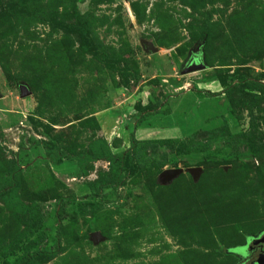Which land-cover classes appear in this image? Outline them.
<instances>
[{
	"label": "rangeland",
	"instance_id": "374dc122",
	"mask_svg": "<svg viewBox=\"0 0 264 264\" xmlns=\"http://www.w3.org/2000/svg\"><path fill=\"white\" fill-rule=\"evenodd\" d=\"M95 138L136 170L80 166ZM10 172L33 220L0 192V264L242 263L264 231V0H0Z\"/></svg>",
	"mask_w": 264,
	"mask_h": 264
},
{
	"label": "trees",
	"instance_id": "16d2710c",
	"mask_svg": "<svg viewBox=\"0 0 264 264\" xmlns=\"http://www.w3.org/2000/svg\"><path fill=\"white\" fill-rule=\"evenodd\" d=\"M245 81L247 82V84L245 85L247 87H244V88H247L250 90H256V88L254 87L255 84H258L259 86L263 87V84L261 82L252 81L248 79H246ZM234 85H238V83H235ZM205 93L207 95L211 94L206 91ZM228 95L231 96L230 93ZM230 98H232L231 100H233L234 102L233 97L231 96ZM134 142L136 143L137 141L133 139V143ZM133 152H134V149L131 151H127L126 153L120 156L121 158L120 159L121 166H120L116 162V156L111 151L107 141L104 138H95L89 143L87 149L77 157L78 158L77 163L81 166L82 163H85L87 161H94L97 159H107L110 162L111 168L113 171L116 169H120L126 173H133L136 170V166L132 160ZM118 176H119L118 183H121V180L124 179V173L123 175L122 173H119ZM3 180L7 182V186L4 187L0 192L3 194L6 205L10 209H12L15 213L19 214L20 216H23L24 217L23 220L25 221L26 225L29 226L33 220L32 217H30L32 210H31V207H28L26 204L20 201L17 195L16 187H15L14 172H10L8 174H1L0 183ZM38 226H39V222H36L35 227H38ZM31 264H34V263L32 262Z\"/></svg>",
	"mask_w": 264,
	"mask_h": 264
},
{
	"label": "water",
	"instance_id": "95a60500",
	"mask_svg": "<svg viewBox=\"0 0 264 264\" xmlns=\"http://www.w3.org/2000/svg\"><path fill=\"white\" fill-rule=\"evenodd\" d=\"M203 68H205V65L202 63L201 58L198 56L196 57L195 55L188 60L186 67L181 70V74H186L189 72L201 70ZM26 94H28V91L23 87H21V95L25 96ZM182 170H183L182 168L165 169L162 171L160 178L164 181H168L173 177L177 176L179 173H181ZM188 170L190 173L193 174L195 178L198 176L199 173L198 167H192L189 168ZM93 237L94 239H96L97 232L93 233ZM253 246L254 248L253 247L252 248L254 250L252 252L250 259L247 262H243L240 264H264V231L259 236L256 237ZM249 249H251V247L245 249L242 252L240 251L239 252L247 256L249 254Z\"/></svg>",
	"mask_w": 264,
	"mask_h": 264
},
{
	"label": "flooded vegetation",
	"instance_id": "af4514ba",
	"mask_svg": "<svg viewBox=\"0 0 264 264\" xmlns=\"http://www.w3.org/2000/svg\"><path fill=\"white\" fill-rule=\"evenodd\" d=\"M196 54H194V55H192V56H195ZM192 56L190 57V58H192ZM189 58V59H190ZM254 244V243H253ZM253 244H252V246H251V249H249V254L247 255V256H245V254L244 255H242V253H240V255L242 256V258H243V260H242V263L243 262H247L249 259H250V257H251V255H252V252H253V248H254V246H253ZM253 247V248H252ZM247 249V248H246ZM239 254V253H238ZM245 256V257H244Z\"/></svg>",
	"mask_w": 264,
	"mask_h": 264
}]
</instances>
